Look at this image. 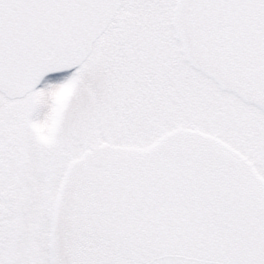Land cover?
<instances>
[{"label": "snow or ice", "instance_id": "snow-or-ice-1", "mask_svg": "<svg viewBox=\"0 0 264 264\" xmlns=\"http://www.w3.org/2000/svg\"><path fill=\"white\" fill-rule=\"evenodd\" d=\"M0 264H264V0H0Z\"/></svg>", "mask_w": 264, "mask_h": 264}]
</instances>
